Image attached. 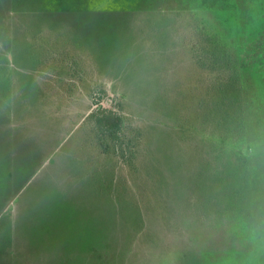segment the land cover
Wrapping results in <instances>:
<instances>
[{
  "label": "rangeland",
  "instance_id": "1",
  "mask_svg": "<svg viewBox=\"0 0 264 264\" xmlns=\"http://www.w3.org/2000/svg\"><path fill=\"white\" fill-rule=\"evenodd\" d=\"M211 24L223 27L234 44L235 83L252 101L247 119L257 141L250 171L257 178L242 184L241 199L232 201L229 212L214 211L219 204H199L192 193L196 213L191 205L181 206L176 216L169 205V174L156 167L153 138L160 119L152 110L159 96L173 125L217 140L225 136V126L201 124L196 110L208 78L214 77L196 63L194 44L197 50L207 44ZM200 59L204 67L214 61L217 68L222 57ZM98 106L125 115L124 141L131 145L122 157L99 155L90 146V126L83 119ZM10 113L35 143L42 163L38 171L54 159L52 167L74 184L101 181L111 187V205L106 195L92 196L100 205L97 229L79 230L83 244L79 234L69 238L72 251L64 262L52 258L50 264H264V0H5L0 4V120L6 122ZM181 141L176 138L184 167L193 175L207 169L216 186L217 168L202 162L210 148ZM23 177L5 185L2 202L18 193ZM43 180L36 173L33 183ZM221 197L225 204L219 207H232L229 196ZM2 202L0 237L9 232L2 227L10 207L1 209ZM13 205L12 222L20 224L25 202ZM0 264H7L1 252Z\"/></svg>",
  "mask_w": 264,
  "mask_h": 264
},
{
  "label": "trees",
  "instance_id": "2",
  "mask_svg": "<svg viewBox=\"0 0 264 264\" xmlns=\"http://www.w3.org/2000/svg\"><path fill=\"white\" fill-rule=\"evenodd\" d=\"M3 2L5 0H0V4ZM208 31L211 32V36ZM208 31L207 44L200 45L198 50V44H194V54L199 67L209 72L214 78H208L205 98L198 97L196 110L200 115L198 121L201 124L212 126L215 123L220 127L225 126V136L217 140L183 125H173L176 123H173L170 120L171 115L167 114L166 102L159 96L152 110L160 119L156 124L158 134L155 139L153 138L156 167L159 172L163 167L169 174L168 181L173 189V194H169V205H171V212L176 216V213L182 209L181 206L191 205V211L195 212V206L190 204L188 197L192 193H197L195 195L199 198V204L205 202L219 204L213 208L214 211L219 208L220 212H229L235 205L232 201L241 199L242 184L257 178V175L250 171V167L254 164L250 152L257 141L251 137L254 134L251 131V122L247 119L252 101L248 94L243 93L241 84L235 83L234 73L237 71L238 64L231 56L235 50L234 44L225 36L223 27L211 24L208 25ZM161 38L166 39L165 36ZM160 43L163 45L162 41ZM214 55L222 57L218 60L217 68L214 67V61L210 67H204L200 63L199 57ZM158 64L162 66L161 62ZM160 67L157 69L160 70ZM158 70L155 74L160 75ZM141 77L143 81L147 80L144 74ZM153 87L151 83L150 96ZM13 115L10 113L6 122L0 120V179H6L4 185L0 184V196L4 195L5 189L18 176L23 174L24 177L18 186V193L21 191L20 196L17 197V193L9 195L3 202L4 198L0 200L3 203L1 209L4 210L6 207L5 210H7L10 207L3 217L5 223L2 228L9 232L2 234L4 238L0 237V248H3L0 252L7 264L41 262L50 264L52 258H59L64 262L67 252L72 251L67 248L68 239L77 234L81 239V232L85 233L83 231L87 232L95 227L97 229L99 220L97 212L100 205L98 201L92 200V196L106 195L105 203L108 205L113 203L107 195L111 191L110 184L105 185L101 181L96 182V185L92 182L86 185L83 181L80 184H74L68 181L69 179L58 169L52 167L54 159L49 160L47 168L38 171L42 163H38L35 143L25 130L18 128ZM172 120L175 122L174 118ZM83 122L90 126V146L99 155L122 157L124 147H130L131 144L124 141L126 125L125 115L122 113L98 106L84 117ZM232 132L237 134V139H232L230 135ZM176 138L182 141L191 140V146L194 149L206 146L210 148L209 159H203L202 162L208 161L205 165L210 166L206 168L210 169L213 166L217 168L216 186L211 183L207 169L200 168L199 170L203 173L193 175L190 168L184 167L186 159L180 154L181 150L179 152L177 149ZM130 142L128 140V143ZM203 153L207 152L203 150ZM36 173L44 176V180L38 185L33 183ZM6 184L8 185L4 188ZM221 196H229L228 204L232 207L226 205L219 207L222 203L225 204L220 201L224 199ZM201 197L204 198L201 199ZM21 199L25 202V209L21 218L17 216L22 223L20 221V224H17L15 221L12 222L16 219V213L13 212H17L13 204L14 200L16 203ZM182 199L183 205L180 204ZM12 200L13 204L10 205ZM110 210L106 208L107 212L115 211V208ZM80 241L82 245V239Z\"/></svg>",
  "mask_w": 264,
  "mask_h": 264
}]
</instances>
